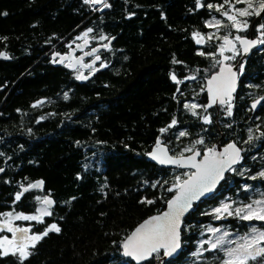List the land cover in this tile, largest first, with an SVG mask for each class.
I'll return each mask as SVG.
<instances>
[{
    "label": "trees",
    "instance_id": "16d2710c",
    "mask_svg": "<svg viewBox=\"0 0 264 264\" xmlns=\"http://www.w3.org/2000/svg\"><path fill=\"white\" fill-rule=\"evenodd\" d=\"M109 3L108 9L93 12L83 0H0V53L9 56L0 57V215H34L37 197L49 195L51 215L22 224L34 234L52 224L60 228L29 247L23 264H136L123 256L121 243L139 222L162 211L175 193L168 189L178 177L186 178L185 169L151 161L156 140L173 155L184 145L203 154L215 149L219 135L235 138L237 145L247 135L241 105L219 124L216 109L201 103L210 116L205 123L204 114L185 108L178 93V86H186V96L192 93L182 79L216 69L206 57L214 47L197 44L194 33L209 31L205 22L219 15L214 7L224 0H200V6L197 0ZM260 22L264 11L256 19ZM89 28L93 44L113 42L98 53L101 61L91 77L80 81L75 72L55 66L51 56L66 52V43ZM250 59L253 66L246 68L259 76L264 55ZM251 129L244 169L239 163L229 171L183 218L179 255L163 260L161 249L142 264H222L223 251L208 250V244L195 252L203 226L212 221L209 208L225 197L235 205L264 197V177L257 173L264 162L248 155L264 143V122ZM178 130L186 135L175 137ZM37 179L43 188L29 189L16 200ZM221 220L234 234L249 232L254 222L234 214ZM258 224L264 229V221ZM0 264H20L19 253L0 250Z\"/></svg>",
    "mask_w": 264,
    "mask_h": 264
},
{
    "label": "snow or ice",
    "instance_id": "6c2138e0",
    "mask_svg": "<svg viewBox=\"0 0 264 264\" xmlns=\"http://www.w3.org/2000/svg\"><path fill=\"white\" fill-rule=\"evenodd\" d=\"M227 2V0H226ZM238 3L247 2V7L243 9H236V12L240 17H247L250 15H260L264 11V0H260L259 7L256 8L252 3V0H237ZM85 3H103V7L107 8L108 5L103 0H85ZM197 5L200 6V0H197ZM208 7H213L208 5ZM223 7V6H221ZM250 9L252 11H250ZM217 11H220V8H217ZM229 21H232V26L237 30L246 29L248 24L246 21L242 22L237 20L235 15H229L227 11L223 13ZM220 21L216 20L215 24H209L208 26H220ZM261 28H264V25H261ZM93 30L89 28L86 32L82 34L83 37H88V34ZM264 35V33H262ZM199 37V33H194V38ZM80 39V37H77ZM100 39H107L106 37H100ZM211 39V37H209ZM239 40L240 44L243 46L245 53L257 43L264 44V40L250 41L243 39L239 36L236 37ZM197 44L202 43V38L196 40ZM84 43L87 44V39L84 40ZM110 43V41H109ZM224 45L229 47L221 46L219 54L223 55L225 51H233L235 45L232 40L228 37H224ZM104 48H108V44L103 45ZM97 50L92 49L91 52H85V56H90L95 53ZM204 55L203 52L199 53ZM0 56H3L5 59L8 57L4 53H0ZM232 57H224V59H230ZM64 58L61 57V60ZM96 60H100L99 56H96ZM175 62V61H174ZM219 63V61H217ZM73 67L72 64L68 65ZM83 67H91V65H82ZM101 67H106L103 63ZM95 70V69H93ZM78 80H86L88 77L80 74L76 77ZM173 80H176V77L172 76ZM194 79V77H193ZM236 85V73L232 71L229 67L227 69V75H225V69L221 68V71L218 75H213L210 80H208L207 91L210 96L211 104H215L217 100L221 105H224L228 101L224 99L225 96L231 99V93L235 90ZM65 99H67V94H65ZM264 99V98H262ZM43 101H38L37 104H42ZM260 101H257L252 105L253 108H256L257 104ZM37 105H33L36 107ZM186 108L195 109L197 105H185ZM195 115L196 113L193 112ZM228 114L231 115V105L228 108ZM205 123H210L208 117H205ZM176 124V121L173 120L172 124L169 127H172ZM162 132L164 129L161 130ZM181 137L185 136V132H180ZM264 135V134H262ZM253 139L252 135H249V141ZM197 144H202L203 140H198ZM194 148V146H193ZM231 150V152L229 151ZM184 151H193L192 148H187ZM199 151H195L193 155L184 158L181 154V158H173L168 156L166 149L160 146L159 140L157 141L156 149L151 153L153 159L157 160L160 164H177L182 167L194 168L195 171L188 174V179L183 181L180 178H177L176 183L173 187L169 188L168 191H175L176 195L173 196L171 200L168 201L169 211L165 212L162 216H154L148 220H145L142 224L139 225L130 235L126 236L124 241L121 243L123 249V256L129 257L132 260L136 261V264H141L142 261H148L153 253H158L163 249L164 256H171L177 249L180 248V226H181V217L187 212L191 207L192 203L195 200H198L206 192L212 191L215 188L216 184L220 179L223 178L224 172L227 170H232L231 166L238 163L241 159L240 149H238L234 144H229L223 153H217L213 148H208L203 154V159L197 161L196 157L200 156ZM3 171V169H0ZM261 177H264V172L259 174ZM255 179V177H253ZM43 182H37L35 184H30L28 188H24L23 192L18 193L16 200H20L24 192H27L29 188H39ZM155 187V185H153ZM39 200L40 198L37 197ZM43 204L45 207L43 209H38L37 211L40 215H23V214H13L11 212L5 213L6 219L3 221L4 227L8 232L13 234V239L8 240L7 237H4L0 241V245H12L15 248V251L19 253L20 264H23V261L31 255L28 251L29 247H35V244L39 242L43 236H47L49 232L55 231L60 232V228L56 224L50 225L43 234H31L29 235V228H19L12 226V220H30V221H40L42 222L43 216L51 215L48 211V207L52 205L53 201L45 197L43 199ZM147 203L151 204L153 201L148 200ZM255 205V207H254ZM231 209L230 204H223L220 208L214 210V214L217 219L223 218V214L229 216L236 215L242 220H260L264 221V199L255 200L252 204L244 205L238 207L234 210ZM209 232L216 233L219 232L218 228H209ZM19 234V235H17ZM229 235L228 232H223L218 236L215 242L210 243L208 240L203 241V244L210 243V249H219L224 252L225 259L222 264H249L250 261H260V264H264V246H261L264 243V231L257 229L256 227L251 228V232L245 236L239 237V241H228L226 237ZM225 245H234L226 247ZM7 254V250L5 251ZM15 254V253H14Z\"/></svg>",
    "mask_w": 264,
    "mask_h": 264
},
{
    "label": "rangeland",
    "instance_id": "374dc122",
    "mask_svg": "<svg viewBox=\"0 0 264 264\" xmlns=\"http://www.w3.org/2000/svg\"><path fill=\"white\" fill-rule=\"evenodd\" d=\"M224 2H226V0H224ZM252 3L254 4V6L256 8H258L260 0H252ZM221 6H223V7H221ZM246 7H247V2L238 3L237 0H227V2L223 3V5H215V7H214L215 10H217V8H220V11H218L219 15L214 14L213 16L208 18L205 23H206V26L209 27V31H207L206 33H201V34H199V37H196L197 39L202 38V43H200L201 45L214 47V51L206 54V57L210 63L209 66L212 67L213 69L216 68L221 63H227V62L231 63L234 59H237V57L239 56V54L241 52V48H240V44H239L240 42H239V40L236 39V37L239 36L242 38L244 36V33H245V31H247V29L250 25V22H251L250 17L255 15V14H253V15H250L247 17H240L238 15V13L236 12V9H243ZM225 11H227L229 13V15H235L237 17V20H239V21H242V22L246 21L248 24V27L246 29H243V27H242V30H237L235 27L232 26V21H229L227 19V17L223 15V13ZM250 11H252V10L250 9ZM216 20H219L221 22L220 26L218 28L216 26H211V27L208 26L210 23L214 25ZM79 36H81V33H79V35H77L75 38H77ZM209 37H211V39H209ZM224 37H228V39L232 40L233 44L235 45V49H233V51H225L223 53V55H220L219 50H220V47L222 45L225 46L226 48L229 47L227 45H224ZM70 43L67 42L66 45H69ZM224 57H232V58L224 59ZM217 61H219V63H217ZM209 71H210L209 68L203 69L201 71V73L198 72L196 74V72H195L194 74L187 76L185 79H183L184 81H186V80L189 81V83L191 85L192 93L190 92L191 98L189 100H186V103H182L184 105V107H185V105H192V104L197 105V107L195 109H191V108H187V109H189L192 112H195L196 114H199V112H200L201 114H204V115H202L203 118L208 117V119L210 116H207V114H205V112H203L204 111V104L198 103L197 98L201 94V90L203 88L202 86L204 85V79L208 76L207 74ZM76 76H77V74H76ZM193 77H194V79H193ZM193 82L198 83L197 84L198 87L196 89L193 88L194 87ZM191 89H189V90H191ZM229 105H230V103H227L223 108L228 110ZM227 112L225 111V113H227ZM181 130L183 131V129H181ZM182 131L178 130L176 132L175 137L177 136L178 133L180 134V132H182ZM187 148L193 149V147H191V146L184 145L182 147H179L177 149V151L175 152V154L181 155V154H186L188 152H191V151H184ZM261 172H264V168L257 171L258 175ZM187 174H188V172L186 171V176H187ZM259 177H261V176L259 175ZM44 197L45 196L40 197L36 210L43 209L45 207V205L42 202ZM262 199H264V197L257 199V200H262ZM253 201H255V200H253ZM253 201L247 202V203H238L237 205H235L234 200H232L230 197H225L224 199H221L217 205L209 208L208 212L211 214L212 221H210L209 223H207L203 226L201 236H200V240L198 242V250L195 252V254L198 255V254L203 252V249H204L203 243H202L203 241L208 240L210 243L215 242L216 238L218 236H220L225 231L229 233V235L226 237V240H228V241H239V237H242V236H245L246 234H249L251 232L252 227H256L257 229L264 231L263 228L259 227L258 221H260V220L253 219L254 222L251 224L249 232L243 233V234H240V233L234 234L230 229H228V227L226 226L225 223L221 222L222 221L221 219L225 218L226 213L223 214V218H221V219H217L215 214H214V210L216 208H220L225 203L230 204L231 205L230 210H232L234 212V210L236 208L242 207L244 205L252 204ZM254 207H255V205H254ZM48 211H49V208H48ZM34 215H40V213L38 211H36V213ZM5 219H6L5 215L1 214L0 215V241H2L4 237H7L8 240L13 239V234L11 232H8L7 229L4 227L3 221ZM23 221L24 220H20V222H17V220H12L11 223H12L13 227L29 228L30 229L29 226L22 224ZM210 227L211 228H218V229H220V231L216 232V233H211L208 231V229ZM31 234H34V233L29 232V235H31ZM17 235H19V234H17ZM210 243H208L209 247H210ZM225 246L230 247V246H234V245H225ZM261 246H264V243H262ZM0 250L3 253H5L6 250H7V252L15 251V248L12 245H6L5 244V245H0ZM225 258L226 257L224 255V259Z\"/></svg>",
    "mask_w": 264,
    "mask_h": 264
},
{
    "label": "flooded vegetation",
    "instance_id": "af4514ba",
    "mask_svg": "<svg viewBox=\"0 0 264 264\" xmlns=\"http://www.w3.org/2000/svg\"><path fill=\"white\" fill-rule=\"evenodd\" d=\"M262 13V12H261ZM259 15H253L251 16V22L250 25L247 29V31H245L244 33V37H249L250 35L254 38H257V40H264V35H262V33H264V28H261L262 24L260 23H256V19ZM86 32V31H82L81 32V36L80 39L75 38V40L72 42L70 41L69 45H67V51L74 46L76 43L83 41L86 38H90V45L87 46L83 51H76L75 55H80L83 52L88 51L92 46H94L95 44L92 43L91 41V37L88 35V37H83L82 34ZM79 35V34H78ZM77 36V35H76ZM75 36V37H76ZM66 51V52H67ZM64 52V53H66ZM56 55V57L54 58V61H56L59 57V53L57 51L54 52ZM6 55V54H5ZM96 54L87 56L85 58H83V63H88L93 56H95ZM264 55V44L261 43H257L256 46L247 54V56L242 57V52H240L239 56L237 57V59H234L231 63H221L220 65H218L216 67L215 70L213 71H209V75L204 79V85L202 86V90H201V94L198 96V103H207V94L205 91V84H206V80L210 77V75H212L213 73L217 72L222 66L228 65V66H233L236 65L237 66V78H236V87L234 92L231 94V99L229 100L228 97H225L224 99L226 101H228L227 103H230L231 105V112L233 113V115H236V110L239 108V106L241 107L240 113H241V118H242V122L247 125V135L242 139V140H238V144L237 145L234 140L235 138H231L228 139L227 137L225 138V135H219V138H217L216 142H215V149L220 147V148H227V146L231 143L236 144L241 151V159L240 161L236 164V166L241 163L240 168L244 169V160H245V154H244V148L245 145H249V135L251 132V127L253 128L256 124L264 122V66L261 68H259V76H256L257 74L253 73L250 74V71L248 68H246V65L249 66H253V61L250 59L251 56H263ZM8 56V55H6ZM9 57V56H8ZM264 64V61H263ZM64 66L67 68V63L64 60L63 62H61V64H59L58 66ZM94 68L90 67L88 69L82 70L80 67H77L74 70H70L72 72H75L77 75H79L82 71L84 72V74H88L91 72V70ZM182 81H184L182 79ZM182 83V82H181ZM185 83V82H184ZM181 88H183L181 90ZM258 88L262 89V92H259V90H257ZM178 93L181 96V103H186V100H189L191 98L190 94H188L186 96V86L185 87H181L178 86ZM205 94V101H203V97ZM257 101H260L259 104H257L256 108H253L252 105L254 103H256ZM225 103L224 105L219 104L218 108L216 109V120L217 123L221 124V122H225L229 120V118L227 117V113L225 114V111L227 112V109H224L223 107L227 104ZM221 108V109H220ZM237 108V109H236ZM3 107H2V103H0V114L3 112ZM220 109V110H219ZM19 113V112H18ZM220 131V130H219ZM258 149H252L250 151V153H248V155L250 156V160H253V158H257L258 159H262V161L264 162V159L262 156L264 153V143L260 144L257 146ZM214 149V150H215ZM193 151H197V150H193ZM191 151V152H193ZM188 152V153H191ZM248 152V151H247ZM186 153V154H188ZM204 154V153H203ZM201 154V155H203ZM234 166L232 168V170L236 167ZM264 168V166H260L258 170ZM186 171L188 172V174H190V170L186 169ZM231 171V170H230ZM187 174V176H188ZM225 177V176H224Z\"/></svg>",
    "mask_w": 264,
    "mask_h": 264
},
{
    "label": "water",
    "instance_id": "95a60500",
    "mask_svg": "<svg viewBox=\"0 0 264 264\" xmlns=\"http://www.w3.org/2000/svg\"><path fill=\"white\" fill-rule=\"evenodd\" d=\"M86 39H87V41H88L87 44L84 43V40H85V39H84L83 41H81V42L76 43V44H75L74 46H72V47H71L66 53L59 54V57H58V59H57L55 62H54V58L56 57L57 54L53 53L52 56H51V61L54 62V65H55V66H58L59 64H61V62H63V61L65 60L66 63H67V68H68L69 70H74V69H76L77 67H80L82 70H85V69L90 68V67H83V66H82V65H85V63H83V58L87 57V56L84 55L85 52H83V53H81L80 55H77V56L75 55L76 51H83L87 46L90 45V38H86ZM243 39H247V40H250V41H257V38H254V37H252L251 35H250L249 37H244ZM109 41H110V43H109ZM112 42H113V38L109 39V40H108L107 42H105V43H98V44H95V45L92 46L88 51H86V52H91L93 48H95V49L97 50L95 53H93V54H96V55L93 56L92 59H91L88 63H86V64H87V65H91V67H93V66H95L96 64H98V63L101 61V57H100V55H99L98 53H99L100 51L106 49V48L103 47V45H104V44H108V46H110ZM239 44H240V43H239ZM255 46H256V44H255L254 46H252V47L249 49V51H248L247 53H245L244 50H243V46L240 44V48H241V52H242V57L247 56V54H248V53H249V52H250ZM2 53H3V52H2ZM93 54H92V55H93ZM96 56H99V57H100V60H96ZM0 57H1L2 59H5L3 56H0ZM7 57H8V56H7ZM61 57H63L64 59L61 60ZM7 59H8V58H7ZM69 64H72L73 67H69V66H68ZM229 67L232 69V71H233L234 73H236V78H237V66H236V65H233V66L225 65V66H222L221 68H224V69H225V75H227V69H228ZM221 68H220L217 72H215V73H213L212 75H210V77L206 80V84H205V91H206V94H207V103H206V107H209L208 105L211 103L210 96H209V93H208V91H207V88H208V80H210L211 77H212L213 75H218V74L220 73V71H221ZM80 74H82V75L88 77L87 79H89V78L91 77V73H89V74H84V72L82 71ZM80 74H79V75H80ZM87 79H86V80H87ZM86 80H80V81H86ZM235 87H236V85H235ZM233 92H234V91H233ZM233 92H232V93H233ZM232 93H231V94H232ZM225 97H227V96H225ZM225 97H224V98H225ZM219 104H220V103H219V101L217 100V102H216L215 104H211L210 107L218 108ZM157 141H158V140H156V142H155V144H154V146H153V149H152V152H151V153H153V151L156 149ZM231 144H234V143H231ZM234 145H235L238 149H240L236 144H234ZM160 146H161L162 148L166 149L168 156L173 157V158H177V159L181 158V155H173L172 153H170V151L168 150V147H167L166 144H164V143H160ZM225 149H226V148H220V147H218V148L215 149V151H216L217 153H223ZM229 151L231 152V150H229ZM194 152H195V151H193V152H191V153H188V154H183V157H184V158H187V157L193 155ZM240 155H241V151H240ZM201 159H203V155H200V156H197V157H196V160H197V161H199V160H201ZM151 161H152L153 163H155L156 165L161 166V167H166V168L180 167V168H182V169H188V170H190L191 172H194V171H195L194 168L182 167V166H178L177 164H160V163L157 162V160L153 159L152 156H151ZM236 164H237V163H236ZM236 164L232 165L231 168H233L234 166H236ZM1 169H3V168H1ZM3 170H4V169H3ZM229 171H230V170H227V171L224 172L223 178H224V176H225ZM2 172H3V171H0V175L2 174ZM191 172H190V173H191ZM223 178L220 179V180L218 181V183L216 184L215 188H217V187L220 185V183L222 182ZM185 179H188V176H187L186 178H184L183 180H185ZM183 180H182V181H183ZM41 181H42L41 179H37V180H34V181H33L32 183H30V184H35V183H37V182H41ZM30 184H28L26 187H23V188H22V191H23L24 188H28V186H29ZM42 188H43V183L41 184V187H39V188H29V189H42ZM215 188H213L212 190H214ZM210 192H211V191H210ZM210 192H206L203 196L207 195V194L210 193ZM175 195H176V192H175V193H174V194H173V195L167 200V202H166V204H165V207H164V209H163L162 211L157 212V213H154V214H152V215L146 217L145 219H143L141 222H139V223H138V224H137V225H136V226L130 231V233H129L128 235H130L133 231H135V229H136L137 227H139V225L142 224L145 220H148V219H150L151 217H154V216H162L165 212L169 211V209H168V201L171 200V199L173 198V196H175ZM203 196H201V197H203ZM45 197H47L48 199H50V200L53 201L52 205L47 206L48 208H51V207L53 206V204H54V199H53V197H52V196H49V195H46ZM45 197H44V198H45ZM201 197H200V198H201ZM200 198H199V199H200ZM199 199H198V200H199ZM42 201H43V200H42ZM196 201H197V200L193 201V203H192V207H191L187 212H185V214L181 217V226H182L183 218H184V217H185V216H186V215L192 210V208H193L194 204L196 203ZM181 226H180V245H181ZM128 235H127V236H128ZM162 250H163V249H162ZM163 251H164V250H163ZM180 252H181V246H180V248L177 249V251L174 252L171 256H164V254H162V259H163V260H170V259H173V258L177 257V256L179 255ZM152 255H153V254H152ZM151 257H152V256H151ZM151 257H150V258H151ZM127 258H129V257H127ZM150 258H149V259H150ZM130 259H131V258H130ZM131 260H132V259H131ZM133 261H134V260H133ZM134 262L136 263V261H134ZM144 262H146V261H142L141 264L144 263Z\"/></svg>",
    "mask_w": 264,
    "mask_h": 264
},
{
    "label": "built area",
    "instance_id": "2783aa9c",
    "mask_svg": "<svg viewBox=\"0 0 264 264\" xmlns=\"http://www.w3.org/2000/svg\"><path fill=\"white\" fill-rule=\"evenodd\" d=\"M85 2V0H83ZM103 2H106L108 5L110 4L109 3V0H103ZM92 9L93 12H101V11H104L107 8L103 7V3H88Z\"/></svg>",
    "mask_w": 264,
    "mask_h": 264
},
{
    "label": "bare ground",
    "instance_id": "6f19581e",
    "mask_svg": "<svg viewBox=\"0 0 264 264\" xmlns=\"http://www.w3.org/2000/svg\"><path fill=\"white\" fill-rule=\"evenodd\" d=\"M4 53V52H3ZM5 54V53H4ZM9 58V57H8ZM6 60V59H5Z\"/></svg>",
    "mask_w": 264,
    "mask_h": 264
}]
</instances>
